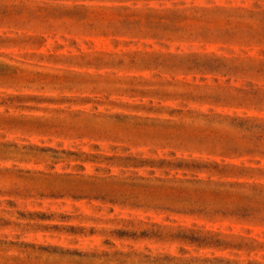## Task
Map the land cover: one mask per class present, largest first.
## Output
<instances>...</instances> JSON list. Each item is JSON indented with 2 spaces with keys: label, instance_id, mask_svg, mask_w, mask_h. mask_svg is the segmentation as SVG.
<instances>
[{
  "label": "rangeland",
  "instance_id": "obj_1",
  "mask_svg": "<svg viewBox=\"0 0 264 264\" xmlns=\"http://www.w3.org/2000/svg\"><path fill=\"white\" fill-rule=\"evenodd\" d=\"M0 264H264V0H0Z\"/></svg>",
  "mask_w": 264,
  "mask_h": 264
},
{
  "label": "trees",
  "instance_id": "obj_2",
  "mask_svg": "<svg viewBox=\"0 0 264 264\" xmlns=\"http://www.w3.org/2000/svg\"><path fill=\"white\" fill-rule=\"evenodd\" d=\"M252 118H256V117H254V116H248L247 117V119H252ZM195 165H197V166H201V164L200 163H197L196 161L195 162H193ZM181 162L180 163H178L177 164V166H181ZM187 166H189V165H187ZM78 254H80V255H90V256H96L97 255V252L95 251V252H91V253H85V254H82V253H80V252H77ZM103 254H105V255H110L111 253L110 252H106V251H103L102 252ZM114 253H116V254H127V253H124V252H122V251H116V252H114Z\"/></svg>",
  "mask_w": 264,
  "mask_h": 264
}]
</instances>
